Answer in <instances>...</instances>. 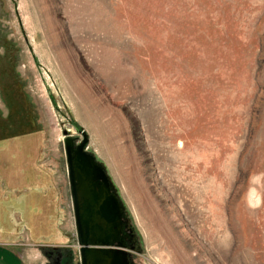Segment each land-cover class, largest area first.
I'll return each instance as SVG.
<instances>
[{"label": "rangeland", "instance_id": "1", "mask_svg": "<svg viewBox=\"0 0 264 264\" xmlns=\"http://www.w3.org/2000/svg\"><path fill=\"white\" fill-rule=\"evenodd\" d=\"M80 130L122 203L103 226L95 193L85 223L127 264H264V0H0V194L53 209L39 241L1 210L24 264L80 263Z\"/></svg>", "mask_w": 264, "mask_h": 264}, {"label": "water", "instance_id": "2", "mask_svg": "<svg viewBox=\"0 0 264 264\" xmlns=\"http://www.w3.org/2000/svg\"><path fill=\"white\" fill-rule=\"evenodd\" d=\"M80 131L84 139L76 145L74 136L66 135L64 138L80 264H127V256L117 246H105L110 240L104 236L96 221L95 224L85 223L83 211L86 213L88 206L89 209L93 208L91 205L95 200V193H100L101 196L97 200L95 216L89 218L98 219L103 226L115 229V226L120 225L122 203L116 193L112 192L107 171L100 166L93 153L85 150V131ZM96 179H101L100 183H103H98V187L103 186L102 192H98L97 183L94 184L95 190L89 189L88 183Z\"/></svg>", "mask_w": 264, "mask_h": 264}, {"label": "flooded vegetation", "instance_id": "3", "mask_svg": "<svg viewBox=\"0 0 264 264\" xmlns=\"http://www.w3.org/2000/svg\"><path fill=\"white\" fill-rule=\"evenodd\" d=\"M69 181V179H68ZM35 191L34 189H28V190H23V192H20V194H14L13 192H11L10 190H7L5 192H3V196H8L11 199V202L14 206L18 205V207L23 206V211L21 210H12L10 215H8L5 219H13L12 214L13 212H18L20 214V218L21 219V223L25 224V228H27L29 230V233L31 235V237L33 236H43V234H45L44 231V227L42 226V224L44 222H42L39 219H51V217L47 214L48 213V208L46 207L47 205L44 204V201L41 200V198L37 199L39 201V203H36L35 198L32 195V192ZM69 191H70V185H69ZM71 196V193H70ZM42 198H44L42 196ZM47 198V197H46ZM71 202H72V210H73V215H74V208H73V200L71 197ZM41 206V210H38V215L36 214H32V207L35 206L36 208H38V206ZM36 211V210H34ZM0 219H2V217H0ZM28 219V220H27ZM35 219V220H34ZM75 219V216H74ZM35 223H38L36 226L34 225ZM41 224V225H39ZM32 226V228H31ZM39 230V231H38ZM77 236V234H76ZM78 243V242H77ZM64 246V245H61ZM67 247V246H66ZM79 247V245H78ZM51 254L49 255L50 259L53 261V263L55 264H73V256L71 255V251H67L62 249H58V247H53V251L51 249H49ZM79 250V248H78ZM48 254V253H47ZM59 255V256H58ZM79 255H80V251H79ZM81 258V257H80ZM78 264H80L78 262Z\"/></svg>", "mask_w": 264, "mask_h": 264}, {"label": "crops", "instance_id": "4", "mask_svg": "<svg viewBox=\"0 0 264 264\" xmlns=\"http://www.w3.org/2000/svg\"><path fill=\"white\" fill-rule=\"evenodd\" d=\"M0 264H24L15 247L0 243Z\"/></svg>", "mask_w": 264, "mask_h": 264}, {"label": "trees", "instance_id": "5", "mask_svg": "<svg viewBox=\"0 0 264 264\" xmlns=\"http://www.w3.org/2000/svg\"><path fill=\"white\" fill-rule=\"evenodd\" d=\"M47 207V206H46ZM48 210L49 211H53V209L51 208V206H49L48 205ZM50 208V209H49ZM7 210L8 212H9V215H10V213H11V211L14 209H17V210H21V211H23V206H21V207H18V205H16V206H14L13 204H12V202H11V199L7 196H3V194H0V212H1V210ZM38 209L39 210H41V206H40V204H39V206H38ZM38 211L36 210V211H33L32 212V214H36ZM37 215H38V213H37ZM1 217V216H0ZM12 221H13V219H11ZM28 220V219H27ZM35 220V219H34ZM39 220H41L42 222H43V220L44 219H39ZM44 223H46V222H44ZM38 223H35L34 222V225L36 226ZM39 225H41V224H39ZM0 227H1V224H0ZM31 228H32V226H31ZM39 231V230H38ZM33 238H35L36 239V241L38 240H40V239H43V237H40V238H38L37 236H33Z\"/></svg>", "mask_w": 264, "mask_h": 264}]
</instances>
